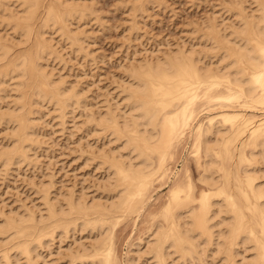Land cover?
Segmentation results:
<instances>
[{
	"label": "bare ground",
	"instance_id": "1",
	"mask_svg": "<svg viewBox=\"0 0 264 264\" xmlns=\"http://www.w3.org/2000/svg\"><path fill=\"white\" fill-rule=\"evenodd\" d=\"M249 1L228 2V23L216 17L194 27L199 48L182 45L128 64L121 103L85 113L89 130L118 143L95 155L107 172L105 198L89 201L75 191L51 198L48 186H41L44 210L2 216L0 264H36L38 249L49 239L77 229L94 233V239L70 252L71 264H119L115 227L143 210L154 181L173 175L167 162L186 136L201 188L190 175L173 180L152 216L144 251L157 264L174 256L190 264L207 257L236 264L249 249L251 263L264 264V0ZM135 2L130 32L155 0ZM14 4L19 8L9 12ZM89 6L87 0H0L3 15L8 11L4 26L12 33L0 35V103L12 96L0 108V124L10 131L0 147L1 170L29 161L39 143L35 115L44 104L63 121L85 109V96L48 66L59 56L50 38L54 32L72 51H84L83 34L74 26Z\"/></svg>",
	"mask_w": 264,
	"mask_h": 264
},
{
	"label": "rangeland",
	"instance_id": "2",
	"mask_svg": "<svg viewBox=\"0 0 264 264\" xmlns=\"http://www.w3.org/2000/svg\"><path fill=\"white\" fill-rule=\"evenodd\" d=\"M87 1L92 13L88 11L89 15L85 16V20H80L79 24L74 26L83 34L84 51H72V47L61 40L59 33L54 32L50 38L59 56L50 60L48 66V70L55 74V78L66 81V84L74 86L85 96V109L83 110V106L82 109L75 110L73 115L68 114L66 121H63L62 118L60 120L58 119L60 117H55L52 106L44 104L39 114L35 115L38 120L35 122L39 142L35 147L36 151L34 149L29 161L19 167L12 166L7 172L0 168V223L4 216L17 212L21 214L25 209L34 213H38L39 209L44 210V201L39 193L41 186H48L51 198L60 194L62 197L68 192L75 191V194L84 193L86 197L89 196L87 198L89 201L93 196L95 199L99 197L104 199L106 193L103 192V182L107 178V172L100 168L95 155L102 149L113 151L118 143L108 141V138L89 130L85 113H102L108 107L121 103L123 94L120 87L121 83L127 80L124 70L129 63L141 61L145 57H150L152 53L177 50L182 45L188 48L192 44L193 47L199 48L202 44L199 45L200 40L194 38L196 35L193 28L200 26V23L208 18L217 17L218 21L226 23L232 21L233 17L226 6L236 2V0H155L154 4L147 6L142 17H138V30L136 32L132 30L131 33L132 31L128 30L131 22L130 9L136 0ZM238 1H244V5H248L249 0ZM14 5H10L11 8L7 6L6 8L10 9L6 10L10 12L12 6L13 10L19 8ZM0 11H2L0 35L6 37L5 32L9 31L8 35L11 36L10 27L6 28L4 18L2 19L8 11L5 15L3 10ZM10 93L13 95L9 90L8 94ZM7 98L3 100L4 103H0L1 109H6L7 103H10L11 98ZM205 112L200 114V119L206 115ZM8 130L1 122L0 147L5 146L4 143L6 144L7 138L10 137ZM191 141V138L186 136L174 149L172 158L167 162L168 169L175 176L170 174L169 180L154 181L148 191L150 197L143 210L136 216L122 220L115 227L113 241L119 264L127 263L128 256H133L129 264H157L156 260L154 261L151 255L144 251L152 216L162 206L173 180L180 181L186 175H190L197 190L201 188L197 181L199 170ZM261 181L264 182V175ZM73 231L68 237L55 235L54 240L49 239V242L46 240L45 244L47 242L48 244L43 245L41 250L38 249L37 260L34 259L36 264H71L70 252L79 244L89 246L94 239V233L89 234L87 230L77 229L74 234ZM1 240L3 239H0L3 244L4 241ZM247 251L241 253L244 259L241 254L236 258V264H252L251 250ZM206 259L204 262L195 261L192 264H222L219 259L213 262L210 257ZM23 263L22 259L20 264ZM73 264L89 263L86 261ZM168 264L190 263H183L174 256L172 261L168 260Z\"/></svg>",
	"mask_w": 264,
	"mask_h": 264
}]
</instances>
